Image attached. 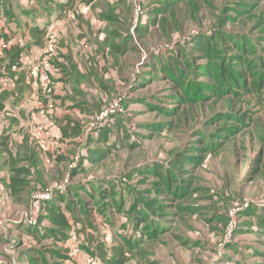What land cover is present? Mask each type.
Returning a JSON list of instances; mask_svg holds the SVG:
<instances>
[{
  "label": "rangeland",
  "instance_id": "obj_1",
  "mask_svg": "<svg viewBox=\"0 0 264 264\" xmlns=\"http://www.w3.org/2000/svg\"><path fill=\"white\" fill-rule=\"evenodd\" d=\"M163 1L150 0L149 13L154 18L164 9L165 20L162 18L155 30L145 31L140 39L131 37L130 44L139 52L122 55L123 66L117 63L114 76L108 75L106 63L94 65L99 71L91 69L105 85L102 87L99 80L84 82L86 94L92 98L75 94L74 85H70L61 90L59 87L38 90L36 94L32 88V93L23 99L21 108L32 110L34 117L42 110L43 113H37L45 115L41 122L56 131L53 151L50 156L43 154L40 172L35 175L43 180V184L34 185L31 191L34 193L68 179L66 196L52 202H63V208L68 205L69 209H82L86 222L83 229H88L87 233L94 241H102L100 229L113 233L117 242L129 240L126 236L130 234L140 246L139 250H134L139 252L137 256L131 258L130 255L132 264H148L147 260L151 264H240L242 259L228 262L223 251L219 254L221 244L231 246L239 233L251 234L249 241L258 244L252 256L264 257V214L259 210H255L259 212L257 216L245 212L248 204L245 199L248 198L242 196L264 197V85L260 90L252 86V73H256L255 77L264 74V0H175L166 7L162 5ZM90 3L82 0L78 11L83 13L82 16L86 15V19L92 17V22L96 23L93 13L99 14L92 10ZM97 3L104 5L105 11L110 9L106 0ZM113 3L121 7L126 17L131 9L136 14L140 4L137 0ZM78 5L76 3V8ZM58 16L68 29V18L78 19L73 10L69 15L67 10H61ZM0 22L8 27L1 19ZM56 24L57 20H53L49 27L57 29ZM129 25L124 23L118 30L124 31ZM115 26L112 21L108 25L111 31ZM56 33L60 39V32L56 30ZM22 37L24 40L20 41L16 34L0 32V56L4 55L5 49L19 45L22 47L20 59L27 68L28 58L38 57L44 49L33 48L31 38ZM199 38L211 46L216 43L211 56L193 43ZM235 42L252 45L250 54L245 56L237 51ZM119 43L118 36L117 44H110L113 59L116 55L112 50ZM158 46L163 48L155 51L156 56L147 53ZM69 49L68 39L58 43L50 61L52 68L62 60L60 55L69 53ZM67 55L66 61L74 63ZM101 58L105 60L103 56ZM3 64L0 63V67ZM85 64L83 67L87 69L93 66L89 59ZM231 71L240 75L246 73L247 87L237 85ZM0 74L5 76L2 70ZM3 76L0 80L8 78ZM60 77V74L56 75V78ZM220 78L223 80L221 88L228 92L218 97L207 91L205 85H215ZM28 79L30 82L29 75ZM201 82L204 86L199 85ZM2 84L9 87L11 82ZM186 89L190 94L195 93L196 98L187 97ZM58 93L64 94L63 100L80 102L79 106L69 107L70 103L63 104L62 101L56 106L49 104L48 98ZM198 93L209 94V100L201 101L197 98ZM106 114H109L107 118ZM68 121L72 128L80 127L78 136L71 134L68 128L65 134L62 132L64 127H61ZM2 123L0 118V128ZM232 127L238 132L230 135L228 129ZM27 133L28 128L26 136ZM15 138L21 139L20 136ZM27 138L29 146L25 150H38ZM24 142L19 144L13 140L11 146L19 150L20 158H24L19 162L21 166L28 163V152H22ZM97 153L103 155L98 161L95 160ZM90 155H95L93 161L84 162L81 167L80 159ZM173 163L178 167L173 168ZM4 167V171H9L8 165ZM170 171L175 179L173 190L182 193L179 185L185 187L182 197L166 194L168 181L165 180ZM7 192L8 186L0 178V195L4 196L0 199V219L4 225L0 228V261L10 260L8 255L13 247L9 246V240L16 230L26 229L15 228L16 224L11 222L32 223L36 217V207L28 206L30 199L27 204H18ZM156 204L161 208L158 209ZM132 207L134 211L147 212L154 222L167 225L157 239L147 242L142 234L133 233V216L129 214ZM110 219H115L118 225L123 220V227L110 225ZM68 220L77 223V217L68 215ZM230 224L236 228L231 236ZM119 229H123L124 237L116 234ZM77 235L79 240L81 235ZM55 246L43 239L38 250L46 255V251L55 250ZM57 249L61 254L64 251L60 246ZM262 261L264 264V259Z\"/></svg>",
  "mask_w": 264,
  "mask_h": 264
},
{
  "label": "trees",
  "instance_id": "obj_2",
  "mask_svg": "<svg viewBox=\"0 0 264 264\" xmlns=\"http://www.w3.org/2000/svg\"><path fill=\"white\" fill-rule=\"evenodd\" d=\"M49 3H45L46 6H44V10L45 12H49L50 13V9L52 7H56L57 8H63L65 6H69V8H72V5L75 4L73 3L72 5H70L71 3H68L70 0H47ZM85 3H90V1H92V3H90V7L93 6V8L97 7L98 5L95 6V1L96 0H83ZM110 5V9H107L104 13L103 11H100L97 15V20L100 24L99 28H98V32L100 34H106V31L109 32V34L117 31L119 25V19L118 17L114 14L113 10H114V6L117 3H113V2H117L119 0H106ZM113 1V2H112ZM77 2V0H76ZM78 3V2H77ZM168 3H175V0H165L162 2V5L164 7H166L168 5ZM52 5V7H49V5ZM149 4H150V0H141V3L139 5V7H137V9L139 11L142 12V14H133L132 13V17L129 21L128 24H130L126 30H121L119 29L117 31V35L120 36V43L119 45H117L118 47H115L116 49H114V53L116 54V58L117 56H122L128 52H134L135 54L137 52H139V50L136 49L135 45H131L130 44V40L131 37L134 38H141L142 36L145 35V31H149V30H155L156 26L159 24L160 25V21L165 20L164 15L165 10L163 9L162 12H159L155 15V17H151L150 13H149ZM76 5V4H75ZM80 6H75L74 8V12L76 13V16L78 14V19H82L84 16H82L81 14H83L82 12H79ZM5 11V7L3 4V1H0V16H3V12ZM57 13V12H56ZM60 14V13H59ZM59 14H55L56 18H59L58 15ZM107 16V18H106ZM230 18V17H228ZM84 19V18H83ZM224 20V19H223ZM112 22L116 23L115 28L111 31V28L107 29L108 25ZM49 22L50 21H46L45 24L42 27H38V26H34V27H30L29 28V34L27 35H23L25 34L24 32L19 34L18 37L21 39L20 41L24 40L22 38V36H29L32 39V42L30 44H37V45H44V42L46 40V35L49 33V30L54 29L49 27ZM169 22H171V20L169 19ZM223 23L220 22V26H222ZM135 33V34H134ZM173 37V33L171 34V38ZM107 40H109V38L107 37ZM60 42L59 37L57 38V48L58 49V43ZM173 42V41H171ZM193 43H195L198 48L202 49V51H204L206 53L207 56H211L214 47L216 46L214 44H212V46L210 45V43H205V40H203L202 38H199L196 41H193ZM89 46L91 44H89L88 42H83L82 46ZM235 49H237V51L242 52L245 56L249 55V49H251L252 45H249L248 43H234ZM163 48L162 46H158V47H152V50L148 51L147 53H153L155 56L157 55V52L161 50V48ZM21 46H11L8 49L4 50V55L0 56V63H5L3 65H1L0 70L4 71V69L6 70V72H2L6 77L8 78H13L14 80L16 79V77L13 76V73L15 72V69H12L14 66L15 67H22L23 71L21 72V74H23L24 76H26L27 74V68L23 65V63L20 60V51H21ZM110 49L107 50V57L110 56V53L108 52ZM157 51V52H155ZM252 52V51H251ZM89 52H87V56ZM86 57V56H85ZM103 57L105 58V60H107V57L103 55ZM65 58V60H64ZM90 59V61L93 63L92 65H99L102 62V59L100 58H96L92 53L91 55L88 57ZM95 58V59H94ZM60 59H62L60 62L57 63V65L53 66L52 68V73L51 76L53 77L54 80V84L51 85L49 88V90H53L55 88V86L60 82H70L71 85H74V93L75 94H80L83 95L84 97L87 98H92L90 97V95L86 94V90L84 88V82H98L99 78L98 76H96L93 73V70H91L93 68L89 67L90 69H87L83 66L78 67L75 63L66 61L69 59V57L67 55L61 54L60 55ZM67 63H66V62ZM245 64V62H244ZM84 65H86L84 63ZM246 66V64H245ZM123 68V67H122ZM124 68H126V65L124 64ZM94 69V68H93ZM248 69H250V66H248ZM205 71L207 72V74H210L208 71V69H205ZM61 75L60 78H56V75ZM63 74V76H62ZM256 73H252V86L253 88L260 90L261 87L264 85V74L260 73L257 77H255ZM22 75V76H23ZM230 75L233 76V79L235 81V83H237V85H241V87H247V74L245 73V75H240L237 71H231ZM28 76V75H27ZM93 76H95V79L93 78ZM171 79H174L173 77H171ZM18 80V79H17ZM57 81V82H55ZM222 78L218 79L217 84L213 85V84H209L207 83L205 85V89L209 92H211L212 94L221 97L223 95H225V93H227L228 91H223V89L221 88L222 85ZM73 83V84H72ZM99 83L102 85V87H105L104 83L102 81L99 80ZM83 84V85H82ZM199 85H203V83H199ZM48 90V91H49ZM185 95H187V97L190 98H196L195 93L190 94L188 92V90H185ZM201 101L203 100H209L210 96L209 94H204V93H198V97ZM80 102H76L74 103L71 107H75V106H79ZM4 109V105L2 103H0V111ZM235 119H237L235 117ZM70 121V120H69ZM69 121L66 123L65 126H62V132L65 134L66 132H68V129H70L71 134H73L74 136H78L79 135V130L80 127H74L72 128L71 124L69 123ZM109 122V120H106ZM110 122H112V120H110ZM68 128V129H67ZM238 132V130L236 128H230L228 129V133L230 135L232 134H236ZM54 133H56V131H54ZM29 137V135H27ZM27 136L25 137V139L23 140L24 142V147L22 149V152L29 146V142H28V138ZM32 141V140H31ZM9 139L7 136H2L0 137V146H1V151H3L5 153V159L0 162V171H3L5 169V165H8L9 167V176L7 179V186H8V191H9V195H11L14 199H16L18 204H27V200L30 199V195L32 193L31 189L34 185L38 186L43 184V180H39L35 177V175L37 173L40 172V167H39V163H40V153L42 154H47L48 156H50V153H52L51 151L45 152L43 153L42 151L38 150H25L26 152H28V156L26 157L27 160V164H25L24 166H21L19 164V162L21 160H24V158H20L19 157V150H15L14 148L9 146ZM33 143V141H32ZM27 144V145H26ZM34 144V143H33ZM12 146V145H11ZM15 151V152H14ZM97 155V159H95L96 161H98L99 159L103 158V155H100V153L96 154ZM95 155H90V157L85 156L83 159H80L79 164L81 167H84L85 163L84 162H90L93 161V158ZM261 158V157H260ZM259 162V160H257V163ZM252 164H254L252 162ZM172 167H178L177 164L173 163ZM75 168V167H74ZM169 170H172V168H169ZM173 172L167 175L166 177V182L168 181V187H166L167 192L166 194H170L172 196L176 197H182L185 194V187H183L184 185H179V190H182V193H176L175 190H173V185H174V180L173 179ZM34 177L36 178L35 180H32V178L34 179ZM246 181H248L247 179H245ZM69 187V183L66 184V189ZM188 191V189H187ZM67 192L65 191L64 194H56L54 195L52 198H50L49 200H46L44 202H42L39 206L36 207V210L34 212L35 217V221H33L32 223L28 224V227L26 229H24L22 231V234L25 235V239H21V235L17 236V239L19 241L18 246H22L23 248L19 251L18 255H17V260H21L24 259V255L26 256V262L28 264H48L47 262V258L46 256L50 257L52 256L53 258H66L68 249H69V240L71 237V233H77L79 235H81V238L79 240H76L77 246H78V251L76 254V257L73 259H78L79 255H84L83 258L86 255H93L96 258V264H132L131 260H130V255L132 254L131 258L137 256L139 254L138 251L134 252V250H137L140 246H139V242L135 239H132L130 234H128L126 236L127 239L129 240H122L120 242L114 241L115 240V236L113 233H111L110 231H106L104 232L103 229H100V232L103 233V238L102 241H94L92 235H89L88 229H83L84 227V223L85 220L83 219V211L82 209H79V207L75 208V209H69L68 205H66V207H64V213L61 211V206L63 202H52L54 199L56 200L57 198L60 200V198H64L63 196H66ZM248 199H245L246 202H248V204L246 205L247 208L245 210V212H247L250 216H257L260 214H264V197H255L254 199L247 197L246 195H242ZM60 197V198H59ZM172 197V198H174ZM13 199V200H14ZM77 200V199H75ZM239 200V199H238ZM244 201V200H243ZM253 202V204H252ZM64 204V203H63ZM159 205L158 209L161 208L160 204H156ZM251 205H253L251 207ZM28 206H29V202H28ZM183 209H188V207H184ZM255 210H259V212H256ZM66 211V213H65ZM78 211V214H77ZM88 212V211H87ZM90 212V211H89ZM135 212V215H133V213ZM132 217V221H133V233L134 234H142L143 237L146 238L145 241H152L154 238L157 239L160 232H163L166 229L165 224L157 222V221H153V219H151V216L147 213L144 212L142 210H133L132 207V212L129 213ZM68 215L72 218L77 217V223L73 224L68 220ZM93 216V215H92ZM91 216H89L90 218ZM109 217V216H108ZM97 220V217L95 218V222ZM110 225L114 224L115 226V219H110ZM131 222V220H130ZM82 226H81V224ZM109 225V226H110ZM99 227V226H98ZM105 227H107V225L105 224ZM120 227H123L120 226ZM118 228V227H117ZM260 228V227H259ZM235 229H233V232H235ZM139 230V231H138ZM123 229H119L117 230L116 234L123 236ZM110 236V241L105 240L106 237ZM120 237V238H122ZM78 238V235H77ZM43 239H52L55 242H61L62 243V247L64 248V252L61 254L59 250H54V249H50L48 251H46V255L43 254V251L38 250V245H40V243L42 242ZM143 239H141L142 241ZM182 242H184L182 240ZM89 243L94 244V247H92V245H90ZM231 244V243H230ZM230 245H226V243H222L220 250L223 251V254H226L227 249L229 248ZM226 247V248H225ZM139 250V249H138ZM10 256V255H8ZM148 264H151V262H149L147 260Z\"/></svg>",
  "mask_w": 264,
  "mask_h": 264
},
{
  "label": "crops",
  "instance_id": "obj_3",
  "mask_svg": "<svg viewBox=\"0 0 264 264\" xmlns=\"http://www.w3.org/2000/svg\"><path fill=\"white\" fill-rule=\"evenodd\" d=\"M1 1V0H0ZM5 11L3 12V17H0L2 21H4L8 27H5L2 22H0V32L8 33L11 32L13 35L16 34L18 37L19 34L25 33V35L29 34V28L38 26L42 27L46 21H52L57 20V29L54 28L55 30L60 32V42L62 40L68 39L70 42V49H69V56L73 60V62L78 66L81 67L85 63V60L89 59L88 57L91 55V53L97 58L98 56L101 58V56H106L107 57V50L110 48V44L116 45L117 44V31L109 34L108 31H106V34H100L98 32V28L100 26L98 20H97V14L93 13L96 18V23L92 22V17H89L86 19V15H84V19H74V18H68V21L70 22L69 26L66 27L64 25V22L60 21L59 18H56L55 14L61 13V10L66 12L68 11V15L71 10H74L75 4L77 3L76 0H70L68 3H71L72 8L70 9L69 6H65L63 8H57L52 7V5H49L48 9H50L49 12H45L44 6L45 3H49L47 0H2ZM98 0H96L95 6L98 5L97 7L93 8L91 6L92 10H94L96 13H99L100 11H105L104 5L101 3H97ZM101 8V9H100ZM91 10V11H92ZM132 11V9H131ZM129 11V15L127 18L121 9V7H118V4L114 6V14L118 17L119 22L118 25L121 27L124 23H129L131 17H132V12ZM57 12V13H56ZM89 14V13H88ZM70 17V16H69ZM78 17V14H77ZM49 22V23H50ZM109 27L106 28V30ZM110 29V28H109ZM62 34V36H61ZM63 36L66 38L63 39ZM112 36H116L113 38ZM29 37V36H28ZM107 37L109 40H107ZM120 37V36H119ZM32 40V39H31ZM83 42H88L90 45L87 46H82ZM32 47H43V44L37 45V44H32ZM114 49L112 50V53H114ZM87 52H89L87 56ZM110 56L107 57V61L102 60L101 63H106V71L109 72L108 75L114 76L116 72L114 70L117 69V63L119 66H123V61L120 59L121 56H117V58H112L111 54V49L109 50ZM65 54V55H67ZM116 55V54H115ZM68 56V55H67ZM86 56V57H85ZM32 57H29L28 59H31ZM23 65H25L24 60L21 58L20 59ZM90 60V59H89ZM94 68V69H93ZM93 70L99 71L98 68L93 66ZM119 68V67H118ZM23 71L22 67H17L15 72L13 73V76L16 77L14 80L13 78H7V79H1L0 80V103L4 105V109L0 111V118L3 121L2 127L0 128V137L2 136H7L10 143L9 146L13 144L12 141H16L19 144L23 143V140L26 137V129L32 126L35 122L42 121L43 117L39 114L36 113V116L34 117L35 114L32 113V110L27 109V108H21V102L23 101L24 98H26L28 95L32 93L31 91V85L28 79V76H24L21 74ZM3 72V71H2ZM4 73V72H3ZM1 75V74H0ZM23 75V76H22ZM3 75L0 76V78ZM6 77V76H3ZM93 78L96 81L95 76ZM18 79V80H17ZM2 82H5L8 84V82H11L9 87H6L5 85L2 84ZM71 84L68 82H62L61 85L58 83L55 88H61L65 87L68 88ZM71 97V95L69 96ZM64 94L58 93V94H53L51 98H48V103L53 104L56 106V104H59L61 101L64 103H70L69 107H71L75 102L63 100ZM46 100H43V103H45ZM37 108V107H36ZM32 109V108H31ZM30 114V115H29ZM29 117L31 118V121H29ZM29 125V127H27ZM28 134V133H27ZM20 136L21 139L15 138ZM40 160L42 161L44 159V155L40 153ZM5 159V153L1 151V146H0V162H2ZM5 170V169H4ZM0 171V178L2 182H5L7 184V179L9 176L8 171ZM3 192V191H2ZM9 195V191L6 193ZM4 195V192H3ZM9 197V196H8ZM4 196L0 195V199L3 200ZM0 200V201H1ZM61 211L64 213L63 207H61ZM66 213V211H65ZM67 214V213H66ZM21 222V223H18ZM123 220L120 222L119 225L115 224V227H120L123 225ZM16 224V226L28 227L27 221H12L11 224ZM116 223H118L116 219ZM30 224V223H29ZM24 229L16 230L17 233L14 234L15 236L10 238L9 243L10 247H13L10 253L9 261H4V259L1 260V264H28L25 259V255L23 256L24 259L22 262H19L17 260V255L19 251L23 248L22 246H18V239L17 236L21 235V239H25V235L22 234V231ZM244 232V231H243ZM251 234L248 233H239L237 234L236 237V242H233V244L227 249L225 257L229 260L230 262L231 259H242L240 260V264H263V256L257 257V256H252L257 248L258 244H256L253 241H249L251 238ZM154 240V239H153ZM48 242H53V244L57 245L55 246V250H58V246L62 247L61 242H55L52 239H46ZM70 244V240H69ZM40 245H38L39 248ZM54 247V246H53ZM7 252V251H5ZM64 252V251H63ZM232 254V255H230ZM68 255V252H67ZM83 256L84 255H79L78 259L73 260L75 257H72L71 260L64 258H53L51 259L50 257L46 256L48 259L47 262L48 264H82L83 261ZM252 256V257H251Z\"/></svg>",
  "mask_w": 264,
  "mask_h": 264
},
{
  "label": "built area",
  "instance_id": "obj_4",
  "mask_svg": "<svg viewBox=\"0 0 264 264\" xmlns=\"http://www.w3.org/2000/svg\"><path fill=\"white\" fill-rule=\"evenodd\" d=\"M79 3L78 6L81 7L82 0H77ZM138 3H141L137 0ZM140 5V4H139ZM139 7V6H138ZM136 14H142L141 11L137 9ZM46 40L43 45V53H40L38 57H32L29 59V67H27V73L31 78L30 85L33 93L36 94L38 90L47 91L48 88L54 84L52 73V65L50 63L52 57L55 54L57 48V33L55 29L49 30V33L46 35ZM17 68V67H13ZM37 96V95H36ZM40 113L43 111H39ZM38 112V113H39ZM106 113H109L108 111ZM107 115V114H106ZM109 115V114H108ZM106 116V118L108 117ZM102 119V116L100 117ZM29 138L33 141L35 147L42 151L43 153L48 151H53L54 145V132L44 125L43 122H35L32 126L28 128ZM68 179H65L63 182H54V184L46 187L45 189L41 188L40 190L35 191L30 196L29 206H39L42 202L49 200L56 194H64L66 191V184ZM236 210V209H235ZM3 220L0 219V228H2ZM233 227L230 224L229 234L232 235ZM77 240V234L71 233L70 244L68 249V257H76L78 246L75 244ZM105 240L110 241V236L106 237ZM221 251L219 254H221ZM1 264V261H0ZM82 264H96V258L93 255H86L83 258Z\"/></svg>",
  "mask_w": 264,
  "mask_h": 264
}]
</instances>
